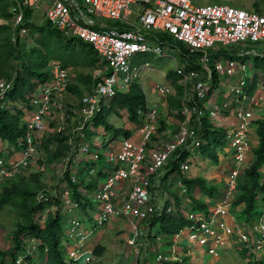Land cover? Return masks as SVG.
Wrapping results in <instances>:
<instances>
[{
    "label": "built area",
    "instance_id": "obj_1",
    "mask_svg": "<svg viewBox=\"0 0 264 264\" xmlns=\"http://www.w3.org/2000/svg\"><path fill=\"white\" fill-rule=\"evenodd\" d=\"M131 6L137 9L134 11ZM42 7L46 21L53 28L65 37H75L88 44L104 67L94 71L93 78L98 80L80 98L70 96L69 68L60 62H53L48 67V78L38 83L29 95L30 108L26 109L29 113L25 114L22 109L26 131L19 139L20 149H11L0 156V187L21 176L37 157L44 155L41 140L45 135L66 131L72 155L62 160L64 168L69 163L76 168L81 161H91L95 167L88 170L89 176L98 171L105 174L91 194L97 210L93 227L115 222L119 229L117 222L120 221L130 232L127 246L134 247L137 242L142 245L140 240L145 231H148L147 235L158 231L157 225L147 229L143 223L174 210L170 194L176 189L181 196L185 193L173 176L174 190L168 192L169 198L166 196L162 187L167 182L164 167L177 150L183 149L188 155L179 162V170L190 177V168L197 166L193 165L197 151L205 144L199 133L202 119L206 118L213 126L225 130V138L233 149L226 173L228 180L223 182L224 192L212 206L205 202L208 204L205 212L181 211L190 224L173 236L161 234L171 250L169 254H154L150 264L182 263L189 256V249L213 258L218 256L219 250L244 251L246 257L253 255L260 259L264 254V216L250 222L240 213L232 212L231 203L237 181L250 160L253 147L250 125L261 116L264 107L263 83L257 84L256 91L249 95L251 86L247 89L245 81L249 69L245 59L248 57L244 58L250 56L249 53L257 54L254 46L264 47V11L193 0H13L10 9L12 30L19 29L21 35L25 34L23 8L38 11ZM158 35H167L182 44L187 56L196 55L195 63L199 68L187 70V57L181 58L180 50L167 40L160 41ZM242 46L253 50L246 52ZM176 51L180 62L174 72L179 77L177 83L184 86L179 109L183 119L176 121L173 129L169 125L160 131L161 123H167V115L172 112L167 99L175 94V90L173 94L170 86L155 84L152 91L160 101L153 106L146 103L145 110H138V123L135 122L134 127L127 122L129 125L125 129L130 131L129 137L111 138L101 144L93 141V132L105 133L103 128L95 129L94 115L118 93H127L134 84L140 86L145 71L151 69L147 62L141 68L132 65L133 56L149 53L172 58V52ZM228 52H234L233 56ZM253 74L254 70L250 76L251 84ZM13 80L14 77L0 79V108L6 106ZM220 80L234 105L235 123L226 126L222 122L228 117V109L222 113L226 108L224 96H217L220 105L215 102L210 105L213 91L221 86ZM188 90L192 91L191 97ZM194 119L196 125H192ZM5 147L2 146L0 152H4ZM93 147L98 149L93 151ZM76 180V175L71 173V181ZM62 189L63 212L70 215L77 205L69 200L65 186ZM82 226L79 218L69 222L65 234L71 242L69 246H75L67 251V259L78 264L84 258L88 264L93 256L92 252L83 251L84 231L88 230ZM35 243V240L28 242L30 251L35 249ZM16 264H24L22 256Z\"/></svg>",
    "mask_w": 264,
    "mask_h": 264
},
{
    "label": "trees",
    "instance_id": "obj_2",
    "mask_svg": "<svg viewBox=\"0 0 264 264\" xmlns=\"http://www.w3.org/2000/svg\"><path fill=\"white\" fill-rule=\"evenodd\" d=\"M254 10L262 12L260 7L255 4ZM36 11L23 8L22 12V27L30 28V30L38 34L36 46L31 48L28 53L20 49L19 46V29L15 30L16 42L11 43V40H6L3 46H0V79H10L14 77L13 87L8 93V101L6 106L0 108V142L6 144L5 151L0 152L3 156L11 149L19 150V139L26 131V124L23 121L24 112L22 109H29V95L34 91L38 83H43L48 78L47 69L50 62H60L65 68L79 66L87 69H97L104 67L100 63L98 55L91 47L75 37H65L60 31L53 28L46 20L41 26L31 22V19ZM5 18H11V13H5ZM118 24V23H115ZM5 26L0 27V32L8 30ZM160 41L167 40L172 47L180 50L181 58H186L189 61L187 70H196V55L187 56L188 52L184 46L167 35H158ZM256 48V46H254ZM246 52L251 51L249 48H244ZM256 53H249L253 56V82L249 91L252 95L257 89V79L259 75L264 76V53L257 50ZM234 52H228L229 56H233ZM250 56H245L250 57ZM20 61V65L16 62ZM19 67V68H18ZM43 69V71H41ZM14 73V74H13ZM175 77V94L168 97L167 103L170 109L176 110L175 119L181 121L183 116L179 109L183 102L184 86L177 83L179 77L176 73H169ZM35 80L31 83V80ZM93 77L78 75L77 82L85 88V92L90 91L91 86L95 81ZM264 85V82H263ZM68 90L72 91L74 96L80 98L83 94L81 89L74 84L68 86ZM84 92V93H85ZM20 105L17 109L15 105ZM146 97L138 84H134L127 93H118L110 102L104 106L100 112L96 113L93 119L96 124L103 127L105 133L109 132L111 138L129 137L130 131L125 128H115L107 121L108 115L119 116L120 112L125 111L127 122H137V111L146 108ZM8 105H10L8 107ZM108 106L106 113L104 108ZM8 107V108H7ZM254 125L255 135L257 137L256 146L251 149V157L249 164L245 167L240 175L237 191L234 194L231 210L232 212L240 213L248 220L253 221L254 216L258 218L264 216V115L252 122ZM192 125H196L195 119ZM169 127L164 122L161 123L160 131ZM225 130L215 127L206 118L202 119L200 126V138L205 140V144L201 146V154L217 163V153L210 152L215 150L218 145H223L226 142ZM77 144V140H76ZM41 147L44 150V155L49 156L48 163L51 161L59 162L72 155L71 147L68 144V136L66 131L61 133L47 134L41 140ZM48 154V155H47ZM187 151L183 149L177 150L171 159L166 164L164 180L169 179L171 175L174 181H179L185 189L183 196L178 194V190L172 192L173 208L169 213H164L161 216H153L148 221L143 223L144 227L152 228L158 226L157 233L159 235L173 236L180 230L190 224V221L184 217V212L202 211L208 209V204L203 200L204 196L210 201L219 199L221 191L214 185H209L204 177H187L179 170V162L187 157ZM38 165H42L41 160L36 161ZM95 167L94 162L81 161L76 167V181H71V163L67 165L64 172L58 178L57 184L52 188L46 189L40 187H31L29 185H20L18 179L8 181L0 187V211L6 206H10L14 210L16 216L14 230L10 234V247L8 249H0V264H16V260L22 256L25 264H77L65 257L67 246L70 245V240L62 230V222L66 214L63 212L64 201L61 198V187L65 186L68 191L69 200L77 207L74 212L78 217L88 215L95 211V203L91 201V194L97 189L98 183L105 178V174L98 171L95 175L89 176L88 170ZM29 169V168H28ZM37 182V178H34ZM239 183L241 184L239 186ZM42 196V198H41ZM185 203V204H184ZM184 204V205H182ZM55 208V211L48 212L44 219L37 215L43 212L44 208ZM149 238L150 235H148ZM35 240V249H28V242ZM100 249L95 247L92 250V256L99 255ZM34 254V255H33ZM244 261H248L245 252L238 253ZM252 260L247 264H264V257L256 259L253 255ZM188 258L183 259L184 264H188Z\"/></svg>",
    "mask_w": 264,
    "mask_h": 264
},
{
    "label": "rangeland",
    "instance_id": "obj_3",
    "mask_svg": "<svg viewBox=\"0 0 264 264\" xmlns=\"http://www.w3.org/2000/svg\"><path fill=\"white\" fill-rule=\"evenodd\" d=\"M13 0H0V27L5 26L9 28L8 30H3L0 32V46H3L6 42V40H11L15 39V31L12 30L11 28V18H5L4 14L5 13H10L11 9V2ZM194 2L197 3H218V4H229L231 6H235L234 0H193ZM258 2L259 4H257ZM81 3V1H80ZM254 4L256 5H262L260 8L264 9V0H243V6L244 8H254ZM131 8L135 11L137 7L131 6ZM261 9V11H263ZM134 18V15L133 17ZM45 16H44V8L42 7L40 10L36 11L31 19V22L35 23L38 26H41L45 23ZM38 34L32 32L30 28H27V31L25 34L21 35L20 33L18 34L19 38V46L21 47L20 49H23L26 53L29 52L31 48L38 47L36 46V39L38 38ZM14 40V41H15ZM11 43H14L12 40L10 41ZM243 48L247 46H242ZM39 48V47H38ZM1 49V48H0ZM41 49V48H39ZM253 50V48H249ZM257 50H260V52L264 53V47L262 46H256ZM232 50H235L232 48ZM172 58H161L153 54H135L132 58V65L138 66V67H143L144 63L147 62L149 63L151 69L145 71L144 76L142 77V84L140 83V86L143 87V92L146 97V102L149 103L150 105H155L157 102L160 101V99L157 97L155 92L152 91V88L154 87L155 84H165L168 85L172 88V92L174 94L175 90V77H171L169 73H174L175 66L179 65V53L172 52L171 54ZM53 62L49 63V66H51ZM245 63L248 64V71L246 75L245 81L247 82V89L251 86V74L253 71L252 64H253V56H250L245 59ZM16 65H20V61L16 62ZM19 68V67H18ZM70 69V75H71V82L74 84L76 87L81 89V92H85V88L80 85V83L77 82V77L78 75H83L87 77H93L94 71L99 70L100 68L97 69H87V68H81L79 66H75ZM43 71V69L41 70ZM14 74V73H13ZM35 80H31V83H34ZM221 83L218 86V89H215L213 91V97L212 100L210 98V105H212L213 102H215L217 105H220V102L217 100L219 97L218 95L221 96L226 100L224 103L226 104V108L222 110V113H224L228 109V114L227 118L222 121L224 125H230L234 124L235 121L233 120V107L234 105L231 104V95H227L226 92V87L224 86L223 80H220ZM264 82V76L259 75V78L257 79L256 83L258 85L262 84ZM72 93V91H70ZM70 93L71 97L74 94ZM188 93L190 97L192 96V91L188 90ZM226 97V98H225ZM233 99V97H232ZM21 104L18 103L16 104L15 107L18 109ZM10 105H8L9 107ZM7 107V108H8ZM108 109V106L104 108V112L106 113ZM25 114H28L29 111L26 109L24 110ZM262 113L264 115V107L261 109ZM173 112V113H172ZM170 115H167L169 120H167V123L165 125H170L171 129L175 127V122L177 121L175 119L176 115V110H173ZM259 114V115H260ZM261 114V115H262ZM126 112L122 111L120 112L119 116H116L114 114L108 115L107 116V121L113 125L115 128H125L126 126L129 125L127 123V116ZM224 117V115H223ZM173 122V123H172ZM131 125L134 127L136 125L135 122H130ZM214 125V124H212ZM254 124L251 123L250 127V141L251 145L254 147L256 146V143L254 145V142H256V135L255 131H253V126ZM220 127V126H217ZM101 129L103 128L102 126L96 124L95 129ZM166 130V128H164ZM102 132L99 133H92L93 141H95L98 144L103 143L104 139L110 138L111 134L109 132L104 133L101 135ZM106 134V135H105ZM46 136V135H45ZM105 136V137H103ZM226 139V138H225ZM2 146H6V144L3 145L2 142H0V148ZM98 148L93 147V151L97 150ZM14 150V149H13ZM101 151V150H100ZM217 153L218 155V162L213 163L211 160L208 158L204 157L200 152L197 151V155L195 156V164L197 166H192L189 171V175H199L201 177H204L207 179V183L209 185H214L215 187H218L219 190L224 192V183L227 181V169L229 170V167H227L228 160H231V155L233 152V149L231 148V144L226 140V142L223 145H217L215 147V150L211 149L210 152ZM196 152V151H195ZM194 152V153H195ZM48 155V154H47ZM38 159L35 160V162L29 167V169L25 170L24 173L19 176L18 182L20 185H29L31 187H41L50 189L52 188L55 184H57L58 178L62 175L64 172V164L59 161H50L48 163V158L49 156L42 155L41 157H37ZM249 159H252L251 155L249 156ZM41 160L43 162L42 165H38V162ZM250 161V160H249ZM249 161L247 162L246 166L249 164ZM245 166V167H246ZM245 169V168H244ZM78 169L73 168L71 169L72 174L76 175ZM264 172V169H263ZM174 175H171L169 180L167 179V182L169 185L166 183L165 186L163 184V190L166 191L168 198H169V193L172 192L174 189H172V180L171 178ZM211 175V176H210ZM37 178V182L34 181V178ZM213 177L214 179H212ZM241 184L239 183V186ZM64 187V186H63ZM62 191V187L60 188ZM163 191V192H164ZM237 191V190H236ZM61 194V192H60ZM235 194V192H234ZM172 195V194H170ZM203 200L206 203H209L210 206H212L217 200L216 199L210 201V199H206L205 196ZM208 200V201H207ZM185 204V203H184ZM182 204V205H184ZM70 208V206H68ZM55 211V208L51 207H46L44 208L43 212L39 213L36 218L40 217V219H44L46 214L48 212ZM66 214V212H65ZM71 215V216H70ZM70 215L64 216V221L62 222V230L66 231V229L69 228V222L73 218H79L80 221L83 223L82 228H86L88 231H84L86 239L82 242L83 245V251H92L94 250L95 247H98L100 250L99 255L91 257V261L88 264H150L152 261L153 255L156 253H163V254H169V250H171L169 245L166 243V240L164 238H161L158 233L151 234L149 233L150 237H148V231H145V234L143 233L141 244L137 242L136 246L134 247H128L127 246V239H128V234L125 232V229L123 227V223L118 221L117 223L119 224V229L118 226L116 228V223L110 222L107 223L106 225L102 227H93V221L97 218V210L89 213L88 215H83L78 217V215L75 214V212L71 213ZM257 216H254V220H257ZM15 221H16V216L14 214V210L10 206H6L2 211H0V249H8L10 247V234L14 230L15 227ZM117 224V225H118ZM66 233V232H65ZM183 247L186 246V242H182ZM75 245H73L74 247ZM72 245L67 247L65 251V257L67 258V251L70 249H73ZM180 248V247H179ZM190 252L188 256V264H247L249 260H252L253 257H248V261H244L243 258L241 257L240 254L233 252L232 250H227V251H218V256L217 257H211V255L206 254V253H201L199 250L196 249H189ZM34 255V254H33ZM264 254L260 255V258H263ZM6 264V263H5ZM25 264V263H24ZM78 264H86L84 261V258H82ZM170 264H184V262H172Z\"/></svg>",
    "mask_w": 264,
    "mask_h": 264
},
{
    "label": "crops",
    "instance_id": "obj_4",
    "mask_svg": "<svg viewBox=\"0 0 264 264\" xmlns=\"http://www.w3.org/2000/svg\"><path fill=\"white\" fill-rule=\"evenodd\" d=\"M207 3H210V2H207ZM257 4H259L258 2H256ZM234 4H236L235 5V7H239V8H244V6H243V0H234ZM254 6H255V4H254ZM262 5H259V7H261ZM260 9H262V8H260ZM263 11H264V9H262ZM150 106H153V105H150ZM173 111V110H172ZM173 113V112H172ZM173 123V122H172ZM104 134V133H103ZM103 134H101V135H103ZM106 135V134H105ZM103 137H105V136H103ZM256 137V136H255ZM113 139V138H112ZM104 140H111V137L110 138H107V139H104ZM255 143L257 144V137H256V142H254V145H255ZM227 167H229V160H228V163H227ZM228 170V169H227ZM200 176V175H199ZM211 176V175H210ZM190 177H197V175H190ZM212 179H214L213 177H211ZM237 213H238V211H237ZM263 213H264V208H263ZM114 223V222H113ZM120 227V226H119ZM123 227H124V229H125V232H127V234H128V237H130V232H129V229H128V227L126 226V225H123ZM116 228H117V226H116Z\"/></svg>",
    "mask_w": 264,
    "mask_h": 264
}]
</instances>
